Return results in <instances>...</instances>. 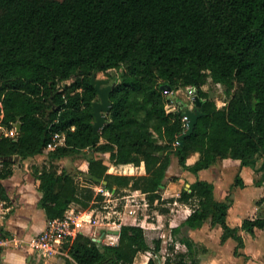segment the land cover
I'll return each mask as SVG.
<instances>
[{"label": "trees", "instance_id": "obj_1", "mask_svg": "<svg viewBox=\"0 0 264 264\" xmlns=\"http://www.w3.org/2000/svg\"><path fill=\"white\" fill-rule=\"evenodd\" d=\"M111 70L123 71L122 80L109 91L111 110L96 134L93 104L100 96L92 81ZM209 83L223 89V105L206 89ZM187 87L200 107L167 112V104L183 101L164 91ZM194 110L193 132L182 139L183 117ZM0 124L21 126L16 138L0 139V196L7 199L2 181L14 165L45 156L33 173L48 221L63 218L74 204L87 209L104 200L93 188L79 187L75 173L59 169L58 161L85 151L91 154L86 182L115 195L141 191L151 204L162 202L173 155L194 174L228 158L241 168L261 162V185L264 0H0ZM54 133L65 142L47 151ZM142 164L146 174L136 175ZM234 185L244 186L239 174ZM179 200L197 204L186 226L199 229L211 220L223 230L222 243L238 242L235 254L244 247L242 232L264 229V217L231 227L233 201H218L211 182L197 180ZM184 243L192 252L194 243ZM162 245V229L125 224L117 245L79 234L67 247L74 264H134L139 253L158 254ZM174 264H186V255Z\"/></svg>", "mask_w": 264, "mask_h": 264}, {"label": "crops", "instance_id": "obj_2", "mask_svg": "<svg viewBox=\"0 0 264 264\" xmlns=\"http://www.w3.org/2000/svg\"><path fill=\"white\" fill-rule=\"evenodd\" d=\"M156 138L162 142L159 136L156 135ZM84 153H90V151ZM197 159L198 155H194L189 163L193 164ZM41 160L45 163L46 157L37 156L17 163L13 167L14 174L2 181L7 195L6 200H3L0 196V200L8 210L2 223V230L6 235L29 239L38 236L47 225L46 214L40 207L42 198V193L39 190L40 181L34 177L33 173L35 165L42 166ZM85 163V157H81L76 161L75 165H80L79 169L83 171H76V179H81L86 172ZM104 164L109 168L112 166L109 161H105ZM2 166L0 162V169ZM140 169V175H145L144 164L140 166ZM246 170V167L241 168L239 161L228 158L219 161L209 169L194 174L182 168L177 157L173 155L166 176L167 184L161 191L162 202H166L163 206L166 208L163 209L162 204L155 203L156 206L150 214L148 212L143 217H134L135 220L129 216L123 217L120 211L115 210L113 203L118 201V198L112 192L113 196L110 198L104 197V202L92 201L87 209L74 204L66 214H73L78 217V220L82 222L80 229L83 235L90 234V231L96 225V230H99L100 234L103 235L119 222H127L142 227L160 228L163 230V235L170 237L172 246L179 249L180 255H186V264H264V229H256L254 235L242 232L244 247L239 248L238 254H235L238 242L230 238L222 243L223 230L219 226H212L211 220H208L199 229H190L186 226L185 221L193 213L197 204L192 200L188 202L179 200L182 191L188 189L197 180L211 182L214 184L215 197L218 201H225L228 196L231 197L233 202L228 212V223L233 228H240L245 219L264 217V204H259L260 200L258 198L262 193L261 186L264 183L257 185V181H254V177ZM238 174L243 175L244 186L235 187L234 180ZM172 178L177 179L168 181ZM82 187H91L95 192L99 191L98 186L93 187L87 184ZM249 189H251L250 192H248ZM125 190H129L131 193L127 199L136 198L140 201V206H143L141 204H144L145 207L149 206L146 194L137 190ZM171 200L174 201L171 202ZM186 239L194 243L192 252L188 251L184 243ZM165 256V264H174V258L170 259L173 252H167ZM67 259H70L71 262L68 263ZM0 264L74 263L71 257L64 256L46 260L29 246H22L2 250Z\"/></svg>", "mask_w": 264, "mask_h": 264}, {"label": "built area", "instance_id": "obj_3", "mask_svg": "<svg viewBox=\"0 0 264 264\" xmlns=\"http://www.w3.org/2000/svg\"><path fill=\"white\" fill-rule=\"evenodd\" d=\"M184 90L187 93L186 97L188 101L191 102L194 106V100H195L194 88L187 87ZM181 91L182 89L177 91L165 90L164 92L167 95L170 96L176 95L178 97ZM193 106H190L189 104L188 106L189 110H191ZM177 109L178 106H175L174 104L166 105L167 112H171ZM183 122L185 128L187 129L189 123V117L187 115L183 117ZM17 126L18 124L14 125V127L9 129L5 125L0 124V139L4 137L16 138L17 135L19 134L17 130ZM64 142H65L64 135L60 133H54L52 136V141L47 146V151L52 150L57 144H63ZM179 144L180 141L177 140L174 143V147L178 146ZM99 192H101L105 197L113 196L111 191L104 189L102 186L99 189ZM7 211L8 210L7 208H5L4 203L0 200V253L5 248H9V247L18 248L22 246H29L35 253H37L40 257L46 260L58 256H64L69 258L70 256L68 253L67 245L71 244L74 241V239L79 234L82 233L80 229L82 227V222L78 220V217L74 216L73 214H65L63 218H55L49 220L47 222L45 229L38 236L26 239V238H18L17 236L6 235L2 230V223L5 218V213ZM136 214H137L136 209L129 210L128 215L130 218L136 217ZM123 225H125V223L119 222L114 227L116 228V230L120 231ZM96 226H94L90 231V234L92 235L94 241L97 240L96 235L98 233L95 228ZM108 237H111V241L108 242L109 243L108 245H116V243L119 241V236L108 235Z\"/></svg>", "mask_w": 264, "mask_h": 264}, {"label": "rangeland", "instance_id": "obj_4", "mask_svg": "<svg viewBox=\"0 0 264 264\" xmlns=\"http://www.w3.org/2000/svg\"><path fill=\"white\" fill-rule=\"evenodd\" d=\"M122 75H123V71H121V70H111V71L106 72V73H98L96 75V78H97V80H105L107 82L105 85L101 86V88L103 89V88L112 86L113 84L121 82ZM206 89L211 93L212 96L217 98V100L220 99L218 101V104L223 105L221 100L224 99L225 97H224L223 89L221 87L215 86V85L209 83L207 85ZM186 95H187L186 91L182 90L178 95V99H180V101L182 100L183 104H185L186 106H189V104H190V106H193V104L188 101ZM98 102H100V100ZM90 156H91L90 153H84L83 156L72 157V158L69 157V158L64 159L63 161H58L57 163H58L60 170H66V171L71 172V173H76V171L81 172L82 169H79L80 165L79 166L75 165L76 161L78 159H81V157L89 158ZM105 161H108V160L105 159ZM40 162L43 163V160H41ZM260 164H261V162L256 167H252V166L246 167L247 168L246 171L249 172V174L252 175V177H254V181H257V182H261V176L262 175H261V173H258L256 170V168L260 167ZM135 174L136 175L141 174L140 167L135 170ZM240 176L242 178L243 175H240ZM76 180H77L76 182L78 183L79 187H82L83 185H87V184L91 185L88 182H86V177L83 175H82L81 179H76ZM257 182H256V184H257ZM234 183H235V180H234ZM93 187H97V186L94 185ZM98 187L100 189L101 185H98ZM235 187H238V186H235ZM261 187H262L261 188L262 193L260 194V196H258L259 200H261L264 197V195H263L264 194V184ZM238 190H240V188H238ZM250 191H251V189L248 190V192H250ZM96 192H97L96 195L99 194V195L103 196V194L101 192H99V191H96ZM240 192H242V191H240ZM130 194L131 193L129 192V190H127V191L122 190L118 194H116V196H115L116 198H118V201H115L113 203V205H115V210H118L122 213L123 217L129 216L128 214H129L130 209H136L137 210L136 217H143L148 212H149V214L152 213V209L156 206L155 203L158 204V202H156V201L154 204H151L150 201L147 200L149 203L148 207H145L144 204H141L143 206H140V201L138 199H136V198H128L127 199V197ZM103 197H105V196H103ZM133 200H135V201H133ZM164 203L166 204V202H161L160 204H162V206H163ZM162 208L164 209L166 207L163 206ZM132 219H134V218H132ZM125 224H129V223L125 222ZM135 226H139V225H135ZM147 228H149V227H147ZM113 231H119V230H116V228L113 227L109 231L105 232V234H103V235H101L99 230H98L97 231L98 233L96 235L97 240H95V241L99 245H108L109 244L108 242L111 241V237H108V235L117 236L114 234ZM86 235H88L89 237H91L93 239L91 234L88 233ZM117 244H118V242L116 243V245ZM166 250H168L167 252H173V256H170V259L174 258L173 263H175L179 259V255H180L179 249H176L174 246H172L170 237L163 235V245H162L161 252H159L158 254H155L153 252L139 253L136 256L134 264H147L151 258L154 259L157 262V264H160V263L165 264V261H166L165 255L167 254ZM176 250H177V252H175Z\"/></svg>", "mask_w": 264, "mask_h": 264}, {"label": "water", "instance_id": "obj_5", "mask_svg": "<svg viewBox=\"0 0 264 264\" xmlns=\"http://www.w3.org/2000/svg\"><path fill=\"white\" fill-rule=\"evenodd\" d=\"M93 84L95 85L96 89L98 90V94L100 96V102H95L93 104L94 108V116H95V124H94V132L96 134L99 133V131L105 126L107 123V114L111 110V104L109 101V91L115 87V84L112 86L106 87V88H101L102 85H105L107 82L105 80H96L95 78L93 79ZM194 105L197 106V108L200 107V99L195 95V100H194ZM184 104L183 103H178V112L180 113L183 109ZM186 115L189 117V123H188V128L182 135V139L185 138L187 135L191 134L194 129V125L196 123V119L199 115L197 110L194 111H188ZM20 124L17 126L18 132H20ZM115 235L119 236L120 231H113Z\"/></svg>", "mask_w": 264, "mask_h": 264}]
</instances>
